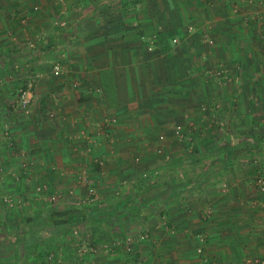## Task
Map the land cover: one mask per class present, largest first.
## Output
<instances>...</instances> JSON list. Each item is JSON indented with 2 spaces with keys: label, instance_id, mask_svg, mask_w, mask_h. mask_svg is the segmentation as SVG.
<instances>
[{
  "label": "crops",
  "instance_id": "obj_1",
  "mask_svg": "<svg viewBox=\"0 0 264 264\" xmlns=\"http://www.w3.org/2000/svg\"><path fill=\"white\" fill-rule=\"evenodd\" d=\"M63 9L76 32L57 36L49 27ZM48 57L61 61L60 76L46 70ZM19 88L30 90L29 111ZM262 108L264 0H0V230L21 234L0 237V264H47L24 255L38 224L29 218L63 210L68 218L52 235L37 229L45 236L34 248L52 249L53 264L264 258V193L241 160L258 154L264 169L263 148L222 141L230 161L209 178L200 163H184L175 140L169 161L151 167L165 179L148 185L150 156L135 162L170 123L223 120L234 136L264 134ZM109 117L116 122L103 128ZM208 137L202 129L198 141Z\"/></svg>",
  "mask_w": 264,
  "mask_h": 264
},
{
  "label": "rangeland",
  "instance_id": "obj_2",
  "mask_svg": "<svg viewBox=\"0 0 264 264\" xmlns=\"http://www.w3.org/2000/svg\"><path fill=\"white\" fill-rule=\"evenodd\" d=\"M32 8H33L32 9L33 11L39 10L38 5H34ZM63 13H64V9L61 10V15L56 16L57 18L55 17L54 22H52V26L49 27L50 29L51 28L53 29L54 33L57 32V34H56L57 36L60 35L61 31H65V34L67 33V35H69V34L72 35L73 33L76 32L75 26L74 27L72 26V28L69 29L70 26L68 25V21H67L66 17L63 15ZM57 36H56V38H57ZM45 38H46V40H48V37L45 36ZM30 40L36 41V38L32 37ZM52 45H53V42H52ZM48 58H46V61ZM46 61H45L44 66H45L46 70L48 69V70L52 71V75H54L53 74L54 65L59 64L60 69H61V61L60 60L54 61V60H52V58H49L47 63H46ZM216 71L219 72V69L210 71V75L214 76ZM54 76H60V75H54ZM21 88H19V90H18L19 98H21L22 96L25 98L30 97L29 96V91H30L29 88L28 89L27 88L21 89ZM52 93H53V91L52 92L50 91L48 96H50ZM27 99L30 102V99L29 98H27ZM29 102L27 103V105L23 106V108L28 109V111H29V105H30ZM209 108H211V107H209ZM211 109H213V108H211ZM258 111L264 117V108H262L261 111L260 110H258ZM170 124H172V126L165 128L163 131L161 130L160 132H158V134L156 133V136L151 137L149 139L150 141L148 142L149 143L148 146L150 147V150H151L150 155H146L144 153L143 154L139 153V154H137V157H135V162L141 163L144 161L143 160L144 157L150 156L149 157V163H151V166H145L146 170L143 172L141 177L147 178V179L149 178L151 180L154 179L153 177L156 178L155 180H158L160 177H161V179H165V176L162 175L163 173L166 172L165 170L161 169L160 167L155 168L156 170H154V169H151V167L152 166L156 167V166H159L160 163H165V162L169 161L167 149L170 147H168V145L169 146L172 145V141H175V140L177 141L175 145H179L180 148H182L184 150V152H186V153H184L185 157H183V159H185V160H183V161H185L184 163L185 164L187 163L188 165H192V167H193V165L195 167H197V166H199L198 164L200 163L201 166L203 165L202 168H200V169H203V171L206 170L209 178L212 176V174H214L216 172L215 170L217 169V167H219L220 164H222V162L230 161V155H231L230 150L226 149V145L223 144L222 141H224L226 144H229V145L232 144V146H233L234 142H235L234 140L236 138H238L242 141L241 143L246 141L245 145L250 146V148H252V149H256V150L259 148L264 149V134L263 133L261 134L259 132V133L254 134V132H253L254 129H250V130H247L248 131L247 133H245V131H244L243 132L244 134L239 135V136H234L232 134V132L230 131L229 123L225 122L223 120L220 122V124L218 122L215 123V122H207V121H205V122H203V121H201V122H199V121L198 122L197 121L175 122V123H170ZM217 125L219 127L222 126V128H221L222 131H220V129L217 130ZM256 126L261 127V123H260V125L257 124ZM215 127L217 130L216 133L214 132ZM205 128L209 129V133H210L211 137L206 138V140H204V141L202 139H200L198 141L200 130H202V129L204 130ZM244 130H245V128H244ZM186 141H187V143H186ZM215 149L218 150V152H219L218 154H213V151ZM148 150H145V152H147ZM153 153H155V155H153ZM246 155L241 160L243 161L244 164H248L251 166V168H252L251 173H252V175H255L254 176L255 178L253 179L252 186L255 187L256 178L258 176L264 177V169H262L263 168L262 166L259 167L260 156L258 154H252L250 156H246ZM216 159H217V163L214 165V161ZM147 161H148V159H147ZM100 162H102V161L100 159H97L96 164L99 165L98 166L99 168L103 164V162L101 164H100ZM146 165H148V163ZM227 166H229V164H227ZM175 167L178 168V169H176V171H177L176 177L177 176L184 177L186 175V174H183L182 169L180 170V167H182V166L177 165V166H174V168ZM204 167H206L205 170H204ZM99 168H98V170H99ZM167 172L169 173L170 171H167ZM195 173L197 174L198 170H196ZM210 173H211V175H210ZM13 175L15 177V181H17L19 177L16 176L15 174H13ZM16 177H18V178H16ZM223 182H224V178L222 179V184H219L220 187H224ZM224 188H227V187H224ZM255 190L257 191L258 189L255 187ZM88 192L90 194L89 197L91 196V197L96 198V196H95L96 194L92 191V188H90V191L88 189ZM258 192L261 194V192L259 190H258ZM7 199L8 198H6L5 201L8 202L9 200H7ZM52 201H54V199ZM261 208L264 209V205H261ZM205 210L207 211V210H211V209H209L207 206L205 208ZM63 211L67 213L66 210H63ZM63 211H61V212H63ZM57 213L58 212H52L50 217H40V216L37 217L36 216L35 218H29L30 220L29 219L28 220L29 221H31V220L35 221V224L37 222H38V224L41 223L42 224L41 227H44V228L46 227L44 231L46 233L45 235L48 237V236L53 234L54 230L49 229V228L51 226H54V224L52 222H53V219L57 218V216L56 215L54 216L53 214H57ZM13 224H15L13 221H10L8 223L9 226L13 225ZM38 224L36 226L35 232H31L29 234V240L28 239L25 240L26 243L29 245V248H27V246L25 247V250H24L25 251V254H24L25 257H27L28 254H29V258L30 257L36 258L39 256H43L45 261H47V262H43V263H47V264L60 263V261H57V259L55 260L56 254L54 253V251L52 249L48 248V250L41 251V252L38 249H34V247L36 246V243L39 241L38 238H43V236H45V235H41V233H42L41 227L39 229L40 234L37 233ZM73 230H74V228L72 229V231ZM77 230L78 229H75L74 231L77 232ZM0 231H2V233H0V237L2 236L3 237L2 239L10 238L9 241L13 240L14 237L21 236L20 233H15V234L9 233L6 236V234L3 232L2 229ZM41 240H43V239H41ZM198 240H199V235H198ZM204 240H205V238H204ZM85 247H87V248L89 247L88 251H90L91 253H93V254L96 253V251H94V249L96 248L95 246L85 245ZM85 247L82 245L79 248L86 249ZM33 250H34V252H31ZM126 250H127L126 245H124V251H126ZM80 252L82 253L83 251L80 250ZM24 255H23V257H24Z\"/></svg>",
  "mask_w": 264,
  "mask_h": 264
},
{
  "label": "built area",
  "instance_id": "obj_3",
  "mask_svg": "<svg viewBox=\"0 0 264 264\" xmlns=\"http://www.w3.org/2000/svg\"><path fill=\"white\" fill-rule=\"evenodd\" d=\"M191 28L192 27H189V29H191ZM173 41H175V40H173ZM60 71H61V69H60L59 64L54 65V67H53V74L54 75H60ZM20 102H21V104L23 106H25V105H27V103L29 102V100L27 98H25V97L22 96L21 99H20ZM115 122H116V118H114V117L106 118L105 120H103L102 127L103 128L104 127L108 128V127H110ZM101 163L102 162H100V164ZM255 187L261 193H264V177L263 176H258L256 178V180H255ZM208 213H209V210L206 211L205 214H208ZM126 240L129 241L131 239L128 237V238H126ZM199 240L202 241V242H204V236L203 235H199ZM129 248L130 247L128 245H126V249L128 251L130 250ZM197 253L200 256L203 255V246H199L197 248ZM201 258H202V260L204 262H210V264H218L216 261H211V260L209 261L208 256H204V258L203 257H201ZM241 264H264V258L263 257H259V256H255V257H245L242 260Z\"/></svg>",
  "mask_w": 264,
  "mask_h": 264
},
{
  "label": "trees",
  "instance_id": "obj_4",
  "mask_svg": "<svg viewBox=\"0 0 264 264\" xmlns=\"http://www.w3.org/2000/svg\"><path fill=\"white\" fill-rule=\"evenodd\" d=\"M186 143H187V141H186ZM143 180V182L142 183H144V184H146V185H148V183H149V181L151 180V179H147V178H143L142 179ZM144 181H146V182H144ZM59 213L60 214H62V215H59ZM59 213H57L56 214V216H59V217H57V218H55V219H53V224H60V223H64L65 221L63 220L64 219V217H65V219L66 218H68V215H67V213L66 212H59ZM63 218V219H62ZM35 249V248H34ZM31 252H34V250L33 251H31ZM205 264H210V262H206Z\"/></svg>",
  "mask_w": 264,
  "mask_h": 264
}]
</instances>
